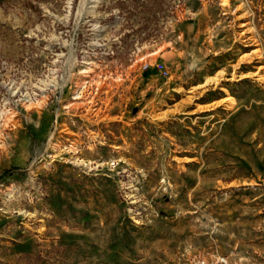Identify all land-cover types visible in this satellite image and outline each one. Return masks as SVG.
Wrapping results in <instances>:
<instances>
[{
	"label": "rangeland",
	"instance_id": "obj_1",
	"mask_svg": "<svg viewBox=\"0 0 264 264\" xmlns=\"http://www.w3.org/2000/svg\"><path fill=\"white\" fill-rule=\"evenodd\" d=\"M0 264H264V0H0Z\"/></svg>",
	"mask_w": 264,
	"mask_h": 264
},
{
	"label": "built area",
	"instance_id": "obj_2",
	"mask_svg": "<svg viewBox=\"0 0 264 264\" xmlns=\"http://www.w3.org/2000/svg\"><path fill=\"white\" fill-rule=\"evenodd\" d=\"M149 67V63L144 64V69H147Z\"/></svg>",
	"mask_w": 264,
	"mask_h": 264
},
{
	"label": "trees",
	"instance_id": "obj_3",
	"mask_svg": "<svg viewBox=\"0 0 264 264\" xmlns=\"http://www.w3.org/2000/svg\"><path fill=\"white\" fill-rule=\"evenodd\" d=\"M5 172H8V170H5Z\"/></svg>",
	"mask_w": 264,
	"mask_h": 264
}]
</instances>
